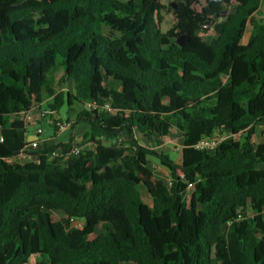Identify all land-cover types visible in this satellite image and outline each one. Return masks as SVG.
I'll list each match as a JSON object with an SVG mask.
<instances>
[{"label":"trees","instance_id":"trees-1","mask_svg":"<svg viewBox=\"0 0 264 264\" xmlns=\"http://www.w3.org/2000/svg\"><path fill=\"white\" fill-rule=\"evenodd\" d=\"M262 3L221 18L223 3L183 0L163 30L158 0H0V264H264ZM46 97L79 108L82 150L21 163ZM172 128L179 163L156 151Z\"/></svg>","mask_w":264,"mask_h":264},{"label":"rangeland","instance_id":"rangeland-1","mask_svg":"<svg viewBox=\"0 0 264 264\" xmlns=\"http://www.w3.org/2000/svg\"><path fill=\"white\" fill-rule=\"evenodd\" d=\"M119 1H127V0H119ZM134 4L136 6H138V0H133ZM159 3L163 6V10L160 13L161 16V26L162 29H168L170 28L173 23H174V17L171 13V11L169 10V6L171 3H175L176 0H158ZM233 4H234V0H229L228 4H224L223 5V9L221 12V18H224L226 15L230 14L233 12ZM264 13V0L263 3L261 5V8L259 9V11H257V14L259 16H263ZM44 107L48 108L49 104L51 103V98L50 97H46L44 98ZM43 106V105H42ZM78 107H74L73 111H71L69 113V115L67 114L66 111V106H62L60 107V109L56 112L58 118L63 122H72L73 121V116L74 113L78 110ZM43 134L42 136L48 135L52 132V128L50 126H48L46 123H41L40 124ZM84 133H82L83 135ZM79 136V135H77ZM75 141V140H74ZM72 143H74L72 141ZM181 144H182V137L180 132L176 129V128H172L170 134L164 138L162 140V143L157 147V152H162L165 155H167L171 160H173L176 163L180 162V148H181ZM31 157L28 156H24L23 158H19L18 160L21 163H27L29 162L31 159ZM151 169L154 172L155 176L157 179L161 180L164 183L168 182V173L167 171L158 164V162L156 160H152L151 162ZM142 198L144 201L149 202L150 198L148 196V194L145 191H142ZM263 219H264V213H263ZM72 226L74 228H80L82 226V222L78 221V222H74L72 224ZM105 228V225H99L96 229V233H101ZM226 230V226L224 227V230ZM46 261L47 258L45 256L42 255H37V256H33L30 259V264H33L35 261L39 262V261Z\"/></svg>","mask_w":264,"mask_h":264},{"label":"built area","instance_id":"built-area-1","mask_svg":"<svg viewBox=\"0 0 264 264\" xmlns=\"http://www.w3.org/2000/svg\"><path fill=\"white\" fill-rule=\"evenodd\" d=\"M34 108V107H33ZM32 108V109H33ZM86 109H94L96 108V105L93 103H87L85 104ZM32 109L28 111L23 118L24 122V128L25 132L26 129L30 125H40L41 123H46L48 126H50L52 129L55 130V132H61L65 131L66 129L71 128V123L61 121L56 111L51 110L50 108L40 109L38 107L37 111L35 113H32ZM104 110H109L108 105H104ZM42 133L41 127H38L36 129V135L39 136ZM26 140H27V134H25ZM226 138V135H214L211 137H202L198 140V142L195 144V149L199 151H204L208 153L214 152L221 142H223ZM1 140V139H0ZM46 147V144L43 141H40L38 139L35 140H27L26 146L23 148V150L20 152L19 158H23L24 156H29L28 152H38L43 150ZM82 150L81 145L77 143L75 140L74 143L71 145L69 149H65L63 147H59L52 152V155L54 157H58L61 159V162L64 163L69 158L72 157H78L80 152ZM32 160H35L34 157L30 158Z\"/></svg>","mask_w":264,"mask_h":264},{"label":"crops","instance_id":"crops-1","mask_svg":"<svg viewBox=\"0 0 264 264\" xmlns=\"http://www.w3.org/2000/svg\"><path fill=\"white\" fill-rule=\"evenodd\" d=\"M44 102L45 101L43 100L41 104L35 105L34 108L32 109V113H35V111H37L38 107L40 109H45L46 107H44ZM69 123H72V122H69ZM38 127H41V126L40 125H30L26 129L25 134H27V140L38 139L40 141H43L46 144V146L55 145V144H59V143H68V142H71L72 140H76L77 143L81 142L82 141V133H84L88 129L87 125L78 124L73 129L68 128L65 131H61V132H55V130L52 129V132L48 135L42 136V134H43V131H42L41 135L37 136L36 135V129ZM77 135H79V136H77Z\"/></svg>","mask_w":264,"mask_h":264},{"label":"water","instance_id":"water-1","mask_svg":"<svg viewBox=\"0 0 264 264\" xmlns=\"http://www.w3.org/2000/svg\"><path fill=\"white\" fill-rule=\"evenodd\" d=\"M182 1L183 0H176V2L175 3H171L170 6L172 8H176L177 3L182 2ZM207 1L209 3H212V2H222L224 4H228L229 3V0H207ZM224 227H225V224H223L222 227H221L222 231L224 230Z\"/></svg>","mask_w":264,"mask_h":264},{"label":"flooded vegetation","instance_id":"flooded-vegetation-1","mask_svg":"<svg viewBox=\"0 0 264 264\" xmlns=\"http://www.w3.org/2000/svg\"><path fill=\"white\" fill-rule=\"evenodd\" d=\"M212 3H214V2H212ZM219 3H222V2H219ZM208 4H210V3L206 0V6H207ZM223 5H224V3H223Z\"/></svg>","mask_w":264,"mask_h":264}]
</instances>
